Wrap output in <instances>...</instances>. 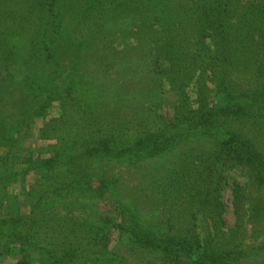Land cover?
Wrapping results in <instances>:
<instances>
[{
    "label": "trees",
    "instance_id": "1",
    "mask_svg": "<svg viewBox=\"0 0 264 264\" xmlns=\"http://www.w3.org/2000/svg\"><path fill=\"white\" fill-rule=\"evenodd\" d=\"M11 260L264 264V0H0Z\"/></svg>",
    "mask_w": 264,
    "mask_h": 264
},
{
    "label": "rangeland",
    "instance_id": "2",
    "mask_svg": "<svg viewBox=\"0 0 264 264\" xmlns=\"http://www.w3.org/2000/svg\"><path fill=\"white\" fill-rule=\"evenodd\" d=\"M126 14L125 15H121V17L119 19H122V20H126ZM121 20V21H122ZM124 26H119L116 33H113V36H110L112 38V42L113 44L120 48V49H123L122 46H121V42L124 41L126 38L125 36H122V30H124ZM112 35V34H111ZM123 38V39H122ZM126 53V52H125ZM121 58H123L124 60H126V55L124 56H120ZM134 66L133 65H129L127 64L126 65V78L123 79L124 80V84H125V91L126 92H134V90H136L137 92H134V93H137V95H140L142 96L143 94H145V96H143L145 99L149 100L150 97H149V94L151 92H149L147 89V84L145 86L143 85H140L138 86L136 84V80L133 79V77H131V72L130 71H127V70H131L132 72H134ZM136 70V68H135ZM134 76V74H133ZM184 149L187 151V147L185 146ZM174 161L171 160L169 161V164H172ZM237 181L238 180V177L234 176V179L232 181ZM231 200H232V194H231V191L230 190H227L225 193H224V201L226 203V206H227V213H226V216H225V219H226V223L229 227H231L233 225V222H234V215H233V206H232V203H231ZM116 235L114 234L113 235V238H112V246L114 247L115 246V243H116ZM14 260H11L9 261V263L7 264H14L13 263Z\"/></svg>",
    "mask_w": 264,
    "mask_h": 264
}]
</instances>
